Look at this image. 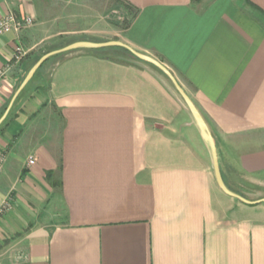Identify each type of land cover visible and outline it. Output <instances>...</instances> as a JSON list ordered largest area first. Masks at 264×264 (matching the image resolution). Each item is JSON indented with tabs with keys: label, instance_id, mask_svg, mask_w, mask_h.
Masks as SVG:
<instances>
[{
	"label": "crops",
	"instance_id": "0c3cea01",
	"mask_svg": "<svg viewBox=\"0 0 264 264\" xmlns=\"http://www.w3.org/2000/svg\"><path fill=\"white\" fill-rule=\"evenodd\" d=\"M8 14L34 22L0 36V118L44 45L122 41L172 71L250 203L219 186L169 78L73 50L0 125V264H264V0H0Z\"/></svg>",
	"mask_w": 264,
	"mask_h": 264
},
{
	"label": "water",
	"instance_id": "95a60500",
	"mask_svg": "<svg viewBox=\"0 0 264 264\" xmlns=\"http://www.w3.org/2000/svg\"><path fill=\"white\" fill-rule=\"evenodd\" d=\"M106 47H123V48H126L134 56H136L138 59L145 61L147 63H150V64L156 66L157 68H159L171 80V82L174 84L175 88L177 89V91L179 92V94L181 95V97L183 98L185 103L187 104L188 108L190 109V111H191L192 115L194 116L199 128L201 129V131L205 134V136L210 141V144H211L212 149H213L215 172H216V178H217V182H218L219 186L221 187V189L225 193H227L233 197H236V198L242 200L243 202L250 203L243 196L231 191L227 187V185L225 184L221 170H220V166H219L217 148L215 145L214 138L211 134V131H210L203 115L201 114V112L199 111V109L197 108V106L195 105L193 100L191 99V97L187 94V92L180 85V83L178 82V80L176 79V77L172 73V71L167 66H165L163 63H161L159 60L155 59L154 57H151L147 54L141 53V52L135 50L134 48H132L131 46H129L128 44H125L124 42L119 41V40H109V41H95V40H86V39L85 40H77V41H74L72 43H69L68 45H66L64 47L49 51V52L45 53L44 55H42L37 60V62L29 69V71L27 72V74L23 78L22 82L20 83L19 87L15 91L5 113L0 118V125L7 118L9 112L11 111L12 107L14 106L16 100L19 98L21 93L24 91V89L31 82V80L33 79V77L35 76L37 71L41 68V66L48 59H50L53 56H56V55H59L62 53H66L69 51H73V50L99 49V48H106Z\"/></svg>",
	"mask_w": 264,
	"mask_h": 264
},
{
	"label": "built area",
	"instance_id": "2783aa9c",
	"mask_svg": "<svg viewBox=\"0 0 264 264\" xmlns=\"http://www.w3.org/2000/svg\"><path fill=\"white\" fill-rule=\"evenodd\" d=\"M34 22V19L32 17H26V18H18L13 14H8L2 19H0V36H3L9 32H11L13 29L20 30L24 28L25 26L32 25ZM25 52L21 46H18L15 49V53L13 55V59L16 62H19L24 57ZM8 67V66H7ZM2 67L0 68V94L2 92V81L7 73L8 68ZM5 160L4 155H0V169L2 167V164ZM35 163V158H30L29 165H32ZM12 207L10 199H6L1 205H0V218Z\"/></svg>",
	"mask_w": 264,
	"mask_h": 264
},
{
	"label": "rangeland",
	"instance_id": "374dc122",
	"mask_svg": "<svg viewBox=\"0 0 264 264\" xmlns=\"http://www.w3.org/2000/svg\"><path fill=\"white\" fill-rule=\"evenodd\" d=\"M83 38L84 39H89L87 37H83ZM79 39H81V38H72V39H69V40H66V41H62V42H59V43H56V44H53V45L52 44L51 45H49V44L44 45V48H42V50L39 52V54H40V56H42L43 54H45V53H47L49 51H52V50H55V49H59L61 47H64V46L68 45L69 43H72L73 41H76V40H79ZM92 39H94L96 41H106V40H104L102 38L101 39L100 38H92ZM115 53L121 54L122 56H125L127 58L137 59V58L133 57L131 54L125 53V52H123L121 50L118 51V52H115ZM59 57L60 56H58V55L53 56L47 62H45L44 66L38 71V73L36 74V76L34 77L32 82L25 89L20 101L23 100L31 91H33L38 86H40V87H44L45 86V84L48 82L50 70L53 67V64L57 61V59ZM33 63L31 64L30 68L32 67ZM161 73L164 74L163 72H161Z\"/></svg>",
	"mask_w": 264,
	"mask_h": 264
},
{
	"label": "trees",
	"instance_id": "16d2710c",
	"mask_svg": "<svg viewBox=\"0 0 264 264\" xmlns=\"http://www.w3.org/2000/svg\"><path fill=\"white\" fill-rule=\"evenodd\" d=\"M98 50H101V51H112V50L120 51V50H121V51H123V52H125V53H129V54H131L133 57L137 58V57L134 56L129 50H127L126 48H123V47H110V48H103V49H98ZM63 54H64V53H62V54H60V55H58V56H62ZM39 58H40V56L34 61V63L37 62V60H38ZM137 59H138V58H137ZM48 60H49V59H48ZM48 60H47V61H48ZM47 61H46V62H47ZM44 64H45V63H44ZM44 64L41 66V68L44 66ZM151 65H152V64H151ZM152 66L155 67V68H156L157 70H159L160 72H162V71H161L159 68H157L156 66H154V65H152ZM41 68H40V69H41ZM29 69H30V68H29ZM29 69H28V70H29ZM40 69H39V70H40ZM39 70H38V71H39ZM38 71H37V73H38ZM37 73H36V74H37ZM36 74H35V76H36ZM35 76H34V77H35ZM34 77H33V79H34ZM33 79H32V80H33ZM32 80H31V82H32ZM21 82H22V80H21ZM21 82H20V83H21ZM31 82H30V83H31ZM30 83H29V84H30ZM29 84H28V85H29ZM19 85H20V84H19ZM19 85H18V87H19ZM18 87H17V88H18ZM27 87H28V86H27ZM27 87H26V88H27ZM26 88H25V89H26ZM25 89H24V91H25ZM24 91L21 93V95L19 96V98L16 100L15 103H18V102L20 101V99H21V97H22Z\"/></svg>",
	"mask_w": 264,
	"mask_h": 264
}]
</instances>
